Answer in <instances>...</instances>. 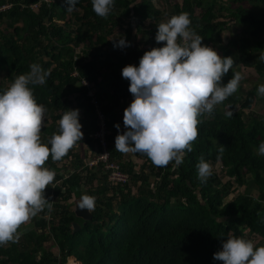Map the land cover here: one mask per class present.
<instances>
[{"label":"trees","instance_id":"obj_1","mask_svg":"<svg viewBox=\"0 0 264 264\" xmlns=\"http://www.w3.org/2000/svg\"><path fill=\"white\" fill-rule=\"evenodd\" d=\"M162 2L161 9L154 0H115L110 13L100 17L91 0H78L72 11L66 0H0V92L39 63L50 71L45 83L31 86L37 103L47 109L42 142L59 132L68 109H79L84 133L60 160L49 156L45 162L55 172L44 190L51 207L32 217L29 230L22 232L21 224L14 240L0 245V264H67L70 257L81 264H223L213 254L229 235L257 236L256 246L264 245V155L258 154L264 106L255 109L264 102L257 95L259 83L244 90L241 79L233 94L199 117L198 136L179 165L170 161L158 167L146 154L115 150V137L126 130L124 109L133 100L122 69L166 43L156 42L157 25L175 14L188 12L202 43L234 58L222 83L249 69L264 78V60L257 57L264 54V0ZM233 22L239 30L225 40ZM144 33L148 47L139 44ZM120 38L129 46L114 47ZM90 89L105 116L109 154L93 165L88 158H98L104 146L96 136L101 119ZM201 157L222 164L223 173L213 170L202 183L196 167ZM110 163L127 175L125 182L110 180ZM83 194L95 196L91 220L75 213L73 198ZM74 222L81 226L78 231ZM49 241L59 253L47 248Z\"/></svg>","mask_w":264,"mask_h":264},{"label":"clouds","instance_id":"obj_2","mask_svg":"<svg viewBox=\"0 0 264 264\" xmlns=\"http://www.w3.org/2000/svg\"><path fill=\"white\" fill-rule=\"evenodd\" d=\"M77 2L66 0L67 10L72 11ZM91 3L98 16L106 17L115 0ZM190 25L188 12L159 23L155 40L166 43L145 51L138 65L123 67L122 76L130 82L133 100L124 109L126 130L115 137V150L146 154L158 167L170 161L179 165L184 150L191 152L198 136L199 117L211 113L215 105L238 89L243 78L240 72H233L227 83L221 82L232 69L234 58L221 56L202 43L203 38ZM127 46L125 38L114 43V47ZM260 59L264 60V54ZM29 68L0 92V245L13 241L22 223L46 206L51 207L44 190L53 182L55 172L45 167V162L49 156L60 160L84 135L79 109H68L59 119V132L47 143L42 142L47 109L37 103L31 86L45 83L50 71L35 62ZM257 95L264 96V83L258 85ZM226 115L233 113L228 111ZM115 127L119 129V123ZM258 154L264 155V141ZM196 167L198 178L206 182L213 165L201 157ZM94 207L95 196L83 194L78 208L92 212ZM213 258L223 264H264V245L229 235Z\"/></svg>","mask_w":264,"mask_h":264},{"label":"rangeland","instance_id":"obj_3","mask_svg":"<svg viewBox=\"0 0 264 264\" xmlns=\"http://www.w3.org/2000/svg\"><path fill=\"white\" fill-rule=\"evenodd\" d=\"M171 1H174V0H171ZM155 4L157 5V7L161 8L164 6V3L162 2V0H154ZM237 30H239V27L237 25H235V23H231V27L229 29H227L223 36H224V39L227 40V37L231 34V33H236ZM123 32H120V34H122ZM123 34L120 36L122 37ZM138 39H139V44H140V47H148L150 45L149 43V39H148V34L147 33H144V34H139L138 35ZM261 54H257V57L260 58ZM243 76L242 78V85H243V89L244 90H249L252 88V86L256 83H264V78L260 77L259 74L256 72L255 69H249L247 71H243L241 70L240 72ZM95 91V90H94ZM264 106V102H260L257 106H256V110H259L261 108H263ZM227 111H230V109H227ZM44 123V121H43ZM84 146H81V150H85ZM89 154H91V151L89 152ZM129 154H131L129 152ZM96 154H93L91 155L89 158H88V161L91 162V161H94V159L96 158L95 156ZM212 165H213V170L217 171L218 173H223V166L222 164L220 163H217V162H213L211 161L210 162ZM225 179H228V177H226ZM249 186H250V190H251V193H253L254 196H257L258 193L257 191L254 189V184H252V182L249 183ZM79 199H76V198H73V201L76 202L78 201ZM33 226V219L32 217L29 218L28 221L22 223V232L24 231H27L29 230L31 227ZM255 245L257 244L258 240H259V237L257 236H253V238H251ZM47 248H49L50 250H52L53 252L55 253H59V249L57 247V245L53 242V241H49L47 244ZM68 262H70L69 264H81L80 261H78L75 257H70L68 259Z\"/></svg>","mask_w":264,"mask_h":264},{"label":"built area","instance_id":"obj_4","mask_svg":"<svg viewBox=\"0 0 264 264\" xmlns=\"http://www.w3.org/2000/svg\"><path fill=\"white\" fill-rule=\"evenodd\" d=\"M47 2H50L51 0H46ZM34 7H37V5H34ZM74 75H77V73L75 72ZM83 83L89 86V82L86 80H83ZM89 95L92 96V101L93 103L97 106V112L99 115V118L101 119V129L100 131L96 134L97 137L100 138L102 145L104 146V152L98 157L95 158L94 161L89 162V165H93L97 162L98 159H102L104 161L108 160V152L106 149V142H105V116L104 114L101 112V110L98 108L99 107V103L98 100L96 99L95 96V91L94 89H90L89 91ZM107 168L112 169L111 175H110V180H114V181H122L125 182L127 180V175L124 174L123 172H121V170L119 169V166L114 164V163H110L107 164ZM70 262H68L67 264H69Z\"/></svg>","mask_w":264,"mask_h":264},{"label":"water","instance_id":"obj_5","mask_svg":"<svg viewBox=\"0 0 264 264\" xmlns=\"http://www.w3.org/2000/svg\"><path fill=\"white\" fill-rule=\"evenodd\" d=\"M80 200V199H79ZM79 200L75 204V213L78 217L84 219V220H91L93 217L92 212H89L87 209L81 210L78 208ZM74 231H78L80 229V224L78 222H74Z\"/></svg>","mask_w":264,"mask_h":264}]
</instances>
